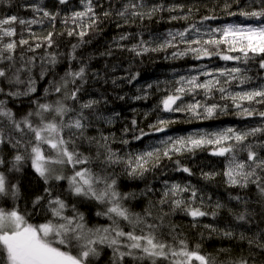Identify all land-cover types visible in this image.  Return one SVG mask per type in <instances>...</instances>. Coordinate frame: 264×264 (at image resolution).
Returning <instances> with one entry per match:
<instances>
[{
  "label": "snow or ice",
  "instance_id": "6c2138e0",
  "mask_svg": "<svg viewBox=\"0 0 264 264\" xmlns=\"http://www.w3.org/2000/svg\"><path fill=\"white\" fill-rule=\"evenodd\" d=\"M70 4L71 0H56L57 6L67 8ZM251 4L255 5H250L251 10L241 9L228 15H239L257 23L215 28L192 24L183 31L169 32V39L156 47H150V42L142 38L131 47L121 44L130 38L129 33L121 34L114 41L117 48L141 56L149 51L175 47L173 42L179 37L180 42L187 45L180 56L192 53L197 60L218 57L225 62H235L236 66L231 68L208 69L204 65L196 75L181 76L176 82L179 86L160 101V110L186 111L197 119H210L217 109L226 110V106L207 104V100L219 92L220 99L230 100L238 109V115L259 117L262 124L244 131L229 127L186 137L169 136L160 141L159 147L123 155L113 145H128L130 141L123 136L117 141L115 133L106 134L99 127L101 123L113 124L114 118L99 111L102 99H81L87 83V65L80 62L79 67L74 68L72 62L80 61L77 49L89 42L85 37L99 31L100 25L113 15L123 20L116 24L117 28H122L134 18L151 19L155 12L165 10L164 7L156 5L145 12L143 0H125L113 12L112 0H78V8L62 14L59 9L49 11L43 0H34L22 5L33 14L29 19L18 15L0 16V264H101L105 253V264H216L211 256L200 252V244L190 248L185 239H177L175 226L170 222L166 224V219L176 211L184 212L193 221L209 214L201 206H195L197 199L200 205L204 201L194 186L164 180L160 198L148 200L147 206L136 212L129 202L136 199L137 194L122 191L124 185L120 181L121 176L143 180L147 173L160 168L164 160L172 161L175 171L192 175L189 167L174 158L209 146L211 155L226 161L222 175L229 187L256 188L260 215L264 216V151H258L264 150V141L254 144L249 140L264 136V111L254 107L264 105V76L255 87L243 88L254 79L248 75L250 62H255L264 72V0H251ZM229 7L231 5L225 4V9ZM180 18L187 19L186 16ZM215 19L216 16H204L199 23L204 25L205 21ZM57 20L64 26L63 31L57 32ZM45 21L50 30L39 33L32 30L33 25L43 26ZM17 25L21 26L20 31ZM58 36L75 37L78 42L71 45L66 57L68 66L56 79L53 69L64 54L48 49L57 47ZM40 49H44L45 54L38 58L35 53ZM102 55H111V51ZM37 68L39 80L53 74L42 95H36L38 81L34 71ZM138 75L127 77L128 83ZM202 76L206 79L201 80ZM232 85L242 90L229 91ZM152 87L148 84L145 95L134 99H146L147 89ZM201 92L205 98L203 103L195 100ZM185 95H192L194 102L183 104ZM24 97L29 98L24 111L18 112L9 106L16 101L25 103L21 99ZM114 115L119 116V113ZM171 123L175 121L159 119L149 128L163 132ZM131 124L136 131L137 121L133 119ZM92 129L96 134H90ZM129 131L125 127L123 134ZM138 131L139 134L132 137L134 140L149 135L143 129ZM25 169L34 174L38 187L42 185V190L30 201V210L19 206V184L13 183L19 179L17 174ZM216 175L218 173H202L205 180H212ZM154 191L148 186L140 195L147 197ZM184 193H189L187 199ZM233 199L243 200L241 196ZM243 202L247 204L246 200ZM91 205L96 206L95 217L105 223H92L91 218L80 211L79 206ZM164 206L168 207L167 212ZM215 207L220 209L223 205L217 202ZM212 215L215 217L217 213ZM251 216L252 213L242 212L235 218L247 224L251 223ZM223 235L232 237L234 233L225 231ZM239 238L264 251V232L251 238L241 233ZM237 264H249V261L241 259Z\"/></svg>",
  "mask_w": 264,
  "mask_h": 264
},
{
  "label": "trees",
  "instance_id": "16d2710c",
  "mask_svg": "<svg viewBox=\"0 0 264 264\" xmlns=\"http://www.w3.org/2000/svg\"><path fill=\"white\" fill-rule=\"evenodd\" d=\"M34 2V0H4L0 3V16L18 15L21 18L29 19L32 13L26 10L22 5ZM125 0H112L115 12L121 7ZM49 11L60 10L63 13L78 8V0H71L69 7L57 6L56 0H43ZM143 11H149L153 6L162 5L165 10L157 11L152 15L151 19L145 18L140 20L134 18L128 25L122 28H117V23H123L122 19L113 15L112 18L100 25L99 31L90 32L85 37L88 43L81 45L77 49V55L80 61H73L72 66L78 68L80 62L87 65V83L84 84V92L81 94V99L90 98L102 99L99 106V111L105 116L114 118L111 125L101 123L99 127L106 133H115L117 141L123 136L128 139V145L116 143L113 145L115 149L123 155L126 152L138 153L151 150L153 147H159L160 141L171 136L181 137L189 136L193 133H212L221 131L226 128H235L240 131L247 130L252 127L260 126L262 121L259 117H241L230 100L220 99V93H214V96L207 100V104L213 103L226 106V110L221 112L219 109L210 119L195 118L189 112H163L160 101L170 94L176 87L177 81L181 76L191 77L196 75L201 66L206 65L208 69H218L224 67L236 66L235 62H225L218 57H213L210 60L194 59L192 53L180 56V52L187 48V45L180 42L177 37L173 42L175 47H167L161 51H149L141 56H135L134 53L122 50L116 47L114 38H118L123 33H129L130 38L126 41H121V44L131 47L132 44L138 43L142 38L150 42V47H156L169 39L168 33L183 31L192 24L197 27H221L226 24H250L257 23L254 20H247L239 15L230 16L228 12H239L241 9L251 10L255 5L251 4V0H143ZM225 4L231 5L225 9ZM251 5V7H250ZM107 6V5H106ZM168 8H175V11H168ZM177 17L172 20L171 17ZM187 17L181 19L180 17ZM204 16H216L217 19L205 21L204 25L199 22ZM64 26L57 20V32L63 31ZM17 30H21V26L17 25ZM32 30L35 32H43L50 30L47 21L43 26L33 25ZM27 36V33H24ZM77 38L58 36L57 47L48 49L49 52L56 51L63 53L60 58V63L53 69L56 79L62 76L68 66L67 55L72 44H76ZM195 47V45H193ZM20 50L18 49V52ZM111 51V55H102ZM176 53L177 55H173ZM44 49L37 50L35 55L39 58L43 56ZM32 56L33 53H26ZM39 62V61H38ZM243 67V65H240ZM248 75L253 76L252 83L243 86L244 89L255 87L262 81L261 76L264 72L258 69L255 62H250ZM39 69L34 71L37 76V93L42 95L48 82L53 79V74L45 77L44 80L38 78ZM138 73L136 80L128 83L127 77ZM206 79L201 77V80ZM115 80L116 84L112 81ZM148 84H152L151 89H147V98L136 100L134 97L145 95V89ZM242 89L232 85L229 91L236 92ZM123 96L121 100L119 97ZM25 103L21 104L16 101L15 104L9 106L14 107V110L22 112L27 108V100L29 98H21ZM106 100V103L103 101ZM195 100H200L202 103L205 98L203 93L195 96ZM192 95L183 97V104L193 103ZM177 103H180L179 101ZM245 106H249L245 104ZM258 110L264 111V105H254ZM202 112V110H201ZM119 113V116H115ZM203 115V114H202ZM137 121L136 131L132 130L131 121ZM159 119L173 120L175 123L169 124L165 131L155 132L149 128V125L156 124ZM128 127L130 131L124 135L123 129ZM139 129L148 132L149 135L142 137L141 140H134L132 137L139 134ZM90 134H96L95 129L90 130ZM250 142L256 144L264 141V136L258 135L250 137ZM258 151H264L258 149ZM211 146L208 148L197 150L195 153L185 154L174 159H180L184 166L192 170V175L175 171V164L172 161L164 160L160 168L154 172L147 173L143 180L129 179L127 176H121L120 181L124 187L122 191L134 192L137 194L136 199L129 202V206L133 211L140 212L147 206L148 200L156 201L160 198L163 190V181L169 183L191 184L198 190V195L203 197V205H200L197 199L195 206H201L202 210L209 214L193 221V218L186 215L182 211H176L166 219V224L171 223L176 228L177 239H185L190 248L197 244L201 245L200 252L211 256L216 264H237L241 259H246L249 264H264V251H261L255 246H250L247 240H241L240 234L243 233L246 237H255L259 233L264 232V216L260 215V204L258 203V192L254 186L248 189H240L229 187L222 175L226 161L223 157H217L210 154ZM244 153H241L243 156ZM120 169H117L119 172ZM204 172L218 173L212 180H205L202 176ZM11 175V174H10ZM19 176L18 180H13V183H18L20 188L21 199L18 201L19 206L23 209L31 208L30 201L35 194H39L42 190V185L37 186L34 174L30 169H25ZM148 186H152L155 191L147 197L140 195ZM184 198L187 199L189 193H184ZM235 196H241L242 201L233 199ZM247 201L245 204L243 201ZM219 202L223 207L216 209L215 205ZM11 205L12 201L9 200ZM86 218H91L92 223H105L102 218L95 217L96 206H79ZM167 212L168 207L164 206ZM217 215L213 217L212 213ZM242 212L252 213L251 223H242L236 220V216ZM155 214V213H154ZM39 221V217L36 218ZM195 224V226H193ZM211 225V228L205 227ZM212 228L216 231H212ZM250 229V230H249ZM232 231V237H225L223 232ZM107 253L101 264H105Z\"/></svg>",
  "mask_w": 264,
  "mask_h": 264
}]
</instances>
